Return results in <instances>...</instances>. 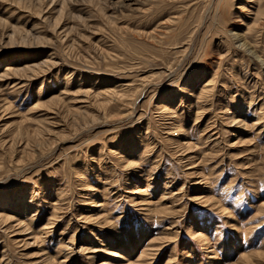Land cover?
Masks as SVG:
<instances>
[{
	"label": "rangeland",
	"instance_id": "obj_1",
	"mask_svg": "<svg viewBox=\"0 0 264 264\" xmlns=\"http://www.w3.org/2000/svg\"><path fill=\"white\" fill-rule=\"evenodd\" d=\"M0 264H264V0H0Z\"/></svg>",
	"mask_w": 264,
	"mask_h": 264
},
{
	"label": "bare ground",
	"instance_id": "obj_2",
	"mask_svg": "<svg viewBox=\"0 0 264 264\" xmlns=\"http://www.w3.org/2000/svg\"><path fill=\"white\" fill-rule=\"evenodd\" d=\"M194 77V76H193ZM186 88V87H185ZM114 255V254H113ZM115 255H117V254H115ZM120 255V254H119ZM46 258H48V257H46ZM50 258V257H49ZM49 258H48V260H49ZM46 260V259H45Z\"/></svg>",
	"mask_w": 264,
	"mask_h": 264
}]
</instances>
